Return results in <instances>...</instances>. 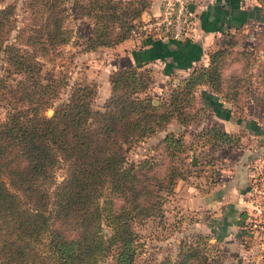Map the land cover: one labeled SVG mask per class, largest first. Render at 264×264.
Wrapping results in <instances>:
<instances>
[{
    "label": "trees",
    "instance_id": "trees-1",
    "mask_svg": "<svg viewBox=\"0 0 264 264\" xmlns=\"http://www.w3.org/2000/svg\"><path fill=\"white\" fill-rule=\"evenodd\" d=\"M24 4L39 16L18 27L11 41L15 6H0V105L5 109L0 120V264H135L140 243L134 223L163 216L167 194L191 172V162L182 156L191 145L184 143L182 131H167L159 140L158 158L150 154L129 160L127 150L172 120L183 127L195 120L199 85L236 106L252 95L251 51L235 50L241 68L224 73L236 48L227 29L251 13L232 11L235 23L218 28L223 46L209 52L206 64L197 63L175 82L168 81L158 97L148 91L152 69L126 63L109 72V94L93 107V81H73L67 95L56 101L65 75L41 73L39 56L72 38L64 25V0ZM149 4L72 0V12L93 21L91 31L79 33L75 43L81 51L113 46L130 36L134 20ZM257 73L264 85V65ZM203 129L198 135L205 140H239L218 122ZM207 239L199 234L194 243H180L174 257L142 264H210Z\"/></svg>",
    "mask_w": 264,
    "mask_h": 264
},
{
    "label": "rangeland",
    "instance_id": "rangeland-1",
    "mask_svg": "<svg viewBox=\"0 0 264 264\" xmlns=\"http://www.w3.org/2000/svg\"><path fill=\"white\" fill-rule=\"evenodd\" d=\"M24 1L0 0V6L9 3L15 6L14 29L9 34V41L18 27L32 24L39 16L38 13L25 9ZM152 1L150 0L147 9L142 12L141 18L134 20L130 36L120 42L143 36L140 25L144 13L149 12L148 8ZM197 1L198 4L207 2ZM71 2L72 0H64V4L68 6L64 25L70 28L72 38L66 43L56 45L47 54L39 56L42 61L41 73L44 76L65 75L66 84L60 89L56 101L67 95L73 81H93L96 93L92 99V106L100 107L110 90L108 74L116 68H109L114 54L109 48L120 42L113 46H100L93 50L81 51L80 45L75 41L80 40L79 33L91 31L93 21L89 17L75 15ZM237 4L248 13H251L254 6L257 8H254L255 12H252L251 16L227 29L228 32H232L234 39L236 38V48L230 51L226 59L224 73L241 68L243 61H240L242 58L235 50L251 51L250 56L254 59H251L248 68L253 75L251 77L253 90L250 92L252 95L243 96L240 99L241 105L236 106L210 91L207 86L199 85L194 91L195 105L200 108L195 120L185 127L172 120L166 129L157 130L153 135L136 141L127 150L129 160L138 161L150 154L158 158L161 155L159 140L167 131L174 133L182 131L184 143L191 145L182 154L184 162H191L189 163L191 172L184 178H179L172 191L167 194L163 203V216L149 217L134 223L140 243L135 264H142L145 261L156 262L166 255L174 257L180 243H194L199 234L208 238L210 264H264V206L255 202L261 199L256 197L259 193L257 188L259 181L256 179L264 170V85L257 81L259 77L257 70L264 65V20H259L260 14L264 11V0H238ZM194 34L193 29L191 37ZM220 38L221 32L218 31L213 35L210 46L205 49L207 55L205 62L198 61L195 64L207 63L209 52L223 46ZM142 66L153 71L154 81L148 91L154 97H158L165 90L168 81L175 82L184 76L182 73L164 76L157 74L152 64L143 63ZM2 70L3 68H0V71ZM210 100H218V104L210 105ZM4 112V107L0 105V120L4 118ZM215 122L224 130L237 134L238 142L229 144L218 140H205L202 139V135H198L204 132L203 128L211 127ZM61 173V169L56 170L57 180L60 179ZM235 177L249 184L250 191L246 190L243 196L248 202L237 206L236 217L233 220L236 223L229 232L231 226L229 228L227 226L225 230L221 229L226 220L216 214L220 207L205 204L203 196L211 195L218 186L223 187L232 183ZM236 189L239 196L243 195V192L238 190L241 188Z\"/></svg>",
    "mask_w": 264,
    "mask_h": 264
},
{
    "label": "crops",
    "instance_id": "crops-1",
    "mask_svg": "<svg viewBox=\"0 0 264 264\" xmlns=\"http://www.w3.org/2000/svg\"><path fill=\"white\" fill-rule=\"evenodd\" d=\"M237 1L207 0V2H203L204 4H198L197 1L194 8L195 34L192 37L154 39L151 41L144 36L126 39L115 47L109 48L114 53L112 60H110L112 65L109 68L120 67L126 63L141 62L148 65L152 64L157 74L169 76L174 73H182L185 75L196 62H205L207 56L205 49L210 46L213 35L219 31L218 28L228 26L230 22L235 23L230 18L233 16L231 13L242 9L238 6ZM160 2L161 0H153L148 8L149 12L144 13V18L155 14L159 9ZM253 10L254 8L251 13L255 12ZM237 185L241 187H237ZM236 188H241L238 190L243 192V195L239 196L236 193ZM246 190L250 191L249 184L235 177L232 183L223 187L218 186L211 195L205 194L203 196L205 204L220 207L216 214L217 216L221 215L220 217L226 220L221 227L222 230L231 226L228 230L230 232V229L235 225L236 222L233 220L236 217L237 206L248 202L243 197ZM224 208L225 211H223ZM215 237L219 238L218 236Z\"/></svg>",
    "mask_w": 264,
    "mask_h": 264
},
{
    "label": "built area",
    "instance_id": "built-area-1",
    "mask_svg": "<svg viewBox=\"0 0 264 264\" xmlns=\"http://www.w3.org/2000/svg\"><path fill=\"white\" fill-rule=\"evenodd\" d=\"M188 2L193 3V9L189 10ZM195 4L197 0H161L158 11L144 18L140 25L142 35L151 39H181L190 37L195 28ZM254 175V174H253ZM258 182L257 204L264 206V170L256 179Z\"/></svg>",
    "mask_w": 264,
    "mask_h": 264
},
{
    "label": "water",
    "instance_id": "water-1",
    "mask_svg": "<svg viewBox=\"0 0 264 264\" xmlns=\"http://www.w3.org/2000/svg\"><path fill=\"white\" fill-rule=\"evenodd\" d=\"M187 7H188L189 10H192L193 9V3L192 2H188ZM259 20L260 21H263L264 20V11L260 14ZM51 112H52V109H50V108H48L46 110V113H48V114H50ZM243 215H245L244 212H243Z\"/></svg>",
    "mask_w": 264,
    "mask_h": 264
}]
</instances>
